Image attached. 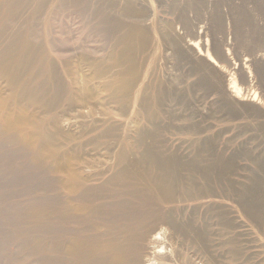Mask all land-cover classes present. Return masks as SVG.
<instances>
[{"label": "bare ground", "instance_id": "obj_1", "mask_svg": "<svg viewBox=\"0 0 264 264\" xmlns=\"http://www.w3.org/2000/svg\"><path fill=\"white\" fill-rule=\"evenodd\" d=\"M256 1L264 7V0ZM176 2L0 0V156L5 144L28 152V163L17 151L16 161L52 179L45 191L52 194L50 201L41 195L11 191L10 198L26 197L30 204L13 209L19 216L11 224L5 216L1 219L15 231L11 240L20 242L16 254L5 256L3 264H173L169 254L182 260L181 264H195L191 255L186 257L183 249L174 246L178 240L206 250L214 246L208 241L210 224L230 223L229 227L242 228L233 220L234 206L213 192H236L241 199L237 205L246 214L247 207L256 202L257 184L245 189L221 182L226 164L220 158L200 167L199 158L212 136L201 142L189 140L198 155L182 163L148 148L144 142L155 134L132 127L125 114L90 115L85 104L89 93L86 75L70 67L78 50L83 54L85 50L82 46L69 49L70 40L63 36L66 28L53 27L54 21L69 15L79 20L77 31L89 30L106 37L107 43L103 42L109 53L103 59L116 72L101 85L109 92V100L124 112L131 90L137 85L147 88L144 77L137 79L136 62L131 59L143 46H132L134 36L156 34L169 42L177 58L184 57L188 49L193 59L203 55L207 62L215 63L208 52L202 53L197 42L184 41L174 34L176 20L194 30L185 14L178 12ZM50 33L63 38L44 42L46 46L34 44L38 39L35 36ZM166 55L162 58L168 61ZM103 59L92 62V75L98 80L105 79L106 70L98 65ZM172 75L168 72L163 80L148 76V97L154 105L170 104L190 89L181 87L185 82ZM96 103L101 105L100 100ZM80 136L83 141L78 144ZM133 138L137 140L135 146L143 148V154L135 155L134 164L128 154V141ZM101 140L118 151L115 161L99 167L78 161L81 147ZM198 169L204 173L201 180ZM212 174L217 178L211 179ZM233 243L230 239L223 245H229L228 254L237 257L243 248ZM239 261L236 264H243Z\"/></svg>", "mask_w": 264, "mask_h": 264}, {"label": "rangeland", "instance_id": "obj_2", "mask_svg": "<svg viewBox=\"0 0 264 264\" xmlns=\"http://www.w3.org/2000/svg\"><path fill=\"white\" fill-rule=\"evenodd\" d=\"M194 1L177 0L178 12L185 14L190 24L194 25V30H188L180 20H176L174 34L176 32L175 35L183 37L184 41L197 42L202 53L208 52L215 63L210 64L203 55L198 60L193 59L188 49L184 50V57L177 58L169 42L162 41L156 34L134 36L132 46L136 43L143 46L140 53L134 54L131 59L136 62L137 79L144 77L143 83H147V88L143 90L144 87L137 85L131 90L124 112L119 104L109 100V92L101 85L116 72L111 63L103 59L109 53L104 44L107 43L106 37L97 36L89 30L77 31L79 20L69 15L65 16L67 19L64 17V20L54 21L53 27L66 28L63 36L70 40L69 49L82 46L85 50L84 54L78 50L70 67L86 75L89 93L85 104L90 115L105 116L111 112L125 114L132 127L155 134L154 138L145 140L148 148L154 149L157 154L174 156L182 163L198 155L188 142H201L212 136L206 152L199 158L200 167L220 158L226 164L221 182L245 189L257 184L254 195L256 202L252 207H247L251 215H247L248 212L245 214L237 205L241 199L236 192L231 189L213 192L222 199L227 198L234 206L236 213L232 215L233 220L240 223L241 229L237 225L229 227L230 223H225V226L213 223L210 224L212 235L208 240L213 241V247L205 250L189 242L183 244L181 240L174 246L183 249L186 257L191 255L189 258L195 264H236L239 260L243 264H264V7L256 0ZM190 4L192 8L188 7ZM145 11L148 14L147 9ZM176 15L172 18L175 19ZM35 37L38 39L34 44L42 46L56 40V37L63 38L51 33L46 37ZM162 55H166L168 61L163 60ZM53 57L51 53L50 58ZM98 58L103 59L98 65L106 70L105 79L98 80L92 75L93 59ZM168 72L185 82L181 87L190 86V89L170 104L154 105L148 97V76L152 74L163 80ZM97 100L101 101V105L96 103ZM82 141L80 136L76 143L81 144ZM128 142L131 145L129 161L134 164L137 159L135 155L143 154V148L135 146L136 138ZM5 145L1 147L3 155L0 156V264L5 263V256L16 254L20 244L11 240L15 231L13 227L2 224L1 219L5 216V221L11 224L19 216L13 209L30 204L26 197L10 198L11 191L41 195L43 200H49L52 196L50 192H45L51 183V176L43 174L41 170L21 166L15 158L21 155V160L28 163L30 154ZM187 146L190 148L184 149ZM114 151L103 140L99 144H85L80 148L78 161L99 167L100 164L115 161L118 151ZM198 170V179L201 180L204 173ZM211 176V179L217 178L213 174ZM230 239H234L233 244L243 248V253L237 257H231L226 250L229 245H223ZM169 255L168 258L174 260L173 264L182 263L174 255Z\"/></svg>", "mask_w": 264, "mask_h": 264}]
</instances>
